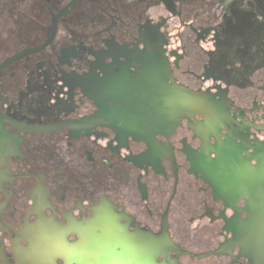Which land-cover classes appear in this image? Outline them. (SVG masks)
<instances>
[{
    "label": "flooded vegetation",
    "instance_id": "flooded-vegetation-1",
    "mask_svg": "<svg viewBox=\"0 0 264 264\" xmlns=\"http://www.w3.org/2000/svg\"><path fill=\"white\" fill-rule=\"evenodd\" d=\"M7 7L0 264H75L102 224L177 264H264V0ZM176 87L211 120L172 126Z\"/></svg>",
    "mask_w": 264,
    "mask_h": 264
},
{
    "label": "water",
    "instance_id": "water-1",
    "mask_svg": "<svg viewBox=\"0 0 264 264\" xmlns=\"http://www.w3.org/2000/svg\"><path fill=\"white\" fill-rule=\"evenodd\" d=\"M149 45L152 46L153 43ZM203 98L202 94L183 91L176 87L174 99L176 117L170 122L172 126L179 122L182 111L199 113L211 120L214 110L207 106ZM172 251H177V248L171 242L149 246L138 241L136 236L127 233L121 227L113 224L111 228H107L102 224L97 229L94 239H86L65 248V255L75 264H177L176 261L169 259V253ZM157 256H163V261L157 262L155 260Z\"/></svg>",
    "mask_w": 264,
    "mask_h": 264
},
{
    "label": "rangeland",
    "instance_id": "rangeland-1",
    "mask_svg": "<svg viewBox=\"0 0 264 264\" xmlns=\"http://www.w3.org/2000/svg\"><path fill=\"white\" fill-rule=\"evenodd\" d=\"M33 2H34V0H0V9H1L0 15H8V13L9 14H13V12L7 11V9H8L7 5H15L16 8H15L14 14L18 16L21 13H20V9L18 10V7L17 6H19L20 8H22L25 5L32 4ZM2 8H4V10H2ZM11 9H13V8H11ZM46 14H47V12H46ZM5 24H6V22L3 25H5Z\"/></svg>",
    "mask_w": 264,
    "mask_h": 264
}]
</instances>
